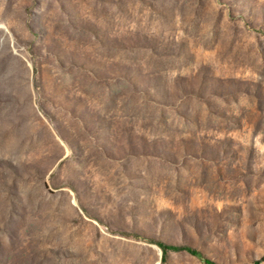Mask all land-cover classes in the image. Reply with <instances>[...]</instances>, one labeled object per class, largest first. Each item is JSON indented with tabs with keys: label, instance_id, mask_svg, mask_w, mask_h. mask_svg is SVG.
<instances>
[{
	"label": "rangeland",
	"instance_id": "1",
	"mask_svg": "<svg viewBox=\"0 0 264 264\" xmlns=\"http://www.w3.org/2000/svg\"><path fill=\"white\" fill-rule=\"evenodd\" d=\"M264 264V0H0V264Z\"/></svg>",
	"mask_w": 264,
	"mask_h": 264
},
{
	"label": "trees",
	"instance_id": "2",
	"mask_svg": "<svg viewBox=\"0 0 264 264\" xmlns=\"http://www.w3.org/2000/svg\"><path fill=\"white\" fill-rule=\"evenodd\" d=\"M157 244L162 249L164 256L167 255V252L169 250H176V251H178V250H187L191 254H194V255L198 256L206 264H216L209 257L205 256L204 254H202L200 251L196 250L192 246L166 244V243H163V242H160V241H157ZM254 264H260V263L256 261V262H254Z\"/></svg>",
	"mask_w": 264,
	"mask_h": 264
}]
</instances>
